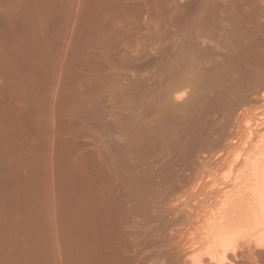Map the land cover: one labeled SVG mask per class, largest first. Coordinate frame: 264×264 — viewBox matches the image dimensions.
<instances>
[{"label": "rangeland", "instance_id": "obj_1", "mask_svg": "<svg viewBox=\"0 0 264 264\" xmlns=\"http://www.w3.org/2000/svg\"><path fill=\"white\" fill-rule=\"evenodd\" d=\"M148 1L0 0V264H101L102 261V264L106 262L131 264L134 260L133 255L140 256L137 257L138 263L134 260L136 264L148 262H150L148 264H237V262L264 264V228L243 237L241 242L239 241L241 246L236 243L232 245L233 247L215 249L220 256L208 250L213 246H210L212 239L210 241L209 239L212 236L208 233V231L212 232L211 217L219 209V201L224 192L219 190L222 189L224 182L233 184L236 180L242 181L238 173H241V169L245 166V158L252 154L259 136L264 134V0H199V2L198 0H162L164 3L159 0ZM181 1L183 6H192L190 9H194L193 12L197 17L193 12V15L190 14L192 10L189 11V7H187L189 12H186L185 6L180 7ZM187 1L189 3L185 4ZM168 3L170 6L164 8ZM145 5L146 8L149 7L148 10ZM179 7L180 10L183 8L181 11H184L186 16L184 12L177 11ZM167 8L174 10H171L172 14ZM202 9L204 14L201 12ZM175 11L176 14L180 13L176 15L179 19L169 21L170 18L167 16H173ZM198 12L205 18L202 19ZM127 13L130 17L126 16ZM141 13H145L144 16ZM187 13L194 18L189 17ZM136 16L138 21L135 19ZM182 16L185 19L183 21ZM105 17L106 21H104ZM119 17L122 24L124 20L130 18L126 23L129 27L130 22V29L131 27L136 29L138 26V30L133 31L135 35L132 32L126 36L122 33L126 26L125 29L120 30L123 25L114 22L119 21ZM110 18L116 20L113 19L112 23ZM104 22L106 24H103ZM135 23L139 25L134 26ZM201 23L206 28L208 24L209 36L206 35L208 32L205 27L200 29ZM107 24L110 26L112 24L111 29ZM190 25H193L194 29H191ZM182 27L187 31L185 32ZM101 28L110 31L111 35ZM116 28L118 37L113 33ZM126 30L125 33H129V28ZM119 38L122 41H119ZM115 62L118 64L115 65ZM121 62L128 65L125 67ZM116 68L121 69L116 70ZM220 72L226 76L223 77ZM113 81L118 82L116 85L119 87H116ZM124 85H127L125 87L129 90ZM131 86L133 90L138 91V95L135 91H131ZM121 87L122 89H119ZM169 88L172 90L170 91ZM117 89L122 91L118 92ZM130 91L131 95H129ZM157 91H160V94ZM114 92L119 95H115ZM195 94H198V97ZM152 95H155V98ZM193 96L195 98L192 101ZM189 101L192 111L187 109L188 111L180 113L176 110L184 102L189 103ZM140 104L144 107L142 108ZM159 106L162 111L158 110ZM155 110H158V113ZM137 111L140 112L134 117ZM159 112L165 114L158 115ZM123 115L125 119L130 115L131 121L128 118L126 121L122 118ZM136 117L141 119V124L136 126H141L143 131L147 130L145 133L141 131L145 139L153 136L152 139L149 138L153 144L148 146L150 143L142 139V134L138 133L139 137L134 133L135 138L139 137L143 140L140 141L132 136L133 140L141 142L140 144L135 142L134 148L138 151L141 149L142 152L140 150L139 154L137 151L138 154L135 155V150L133 152L131 148L133 154L130 151L131 154L128 155L130 147L125 145L128 148H124L126 143H123L124 140L125 142L128 140L121 137L125 136L124 131H128L130 127L126 129L123 127L125 123L126 125L131 122L136 123L134 119ZM227 119L229 124L226 123ZM123 123L124 125H121ZM162 124L164 130L161 128ZM120 128L122 130H119ZM157 132L158 140L162 137L165 138L162 141L168 142H162L160 139L159 142L163 144L158 143ZM164 132L170 134L165 135ZM145 134H148L147 137ZM220 136L224 138L221 139ZM112 140L123 143V146L119 145L121 144L119 142L117 145V142ZM144 141L145 145L148 143L146 145L148 149L145 145L142 147ZM137 144H142V148ZM164 144H168L169 147ZM153 146L155 148L157 146L158 150ZM145 149L148 152L147 150L145 152ZM154 153L156 156H153ZM129 164H131L130 168ZM130 169L132 174L129 172ZM121 173L122 175L118 176ZM127 175L129 182L125 177ZM235 175L238 176L237 179ZM114 176L119 178L116 179ZM136 177L138 178L135 179ZM118 192L121 194L117 195ZM134 193L137 194H135L137 199L133 196ZM128 195L131 198L130 196L127 198ZM136 200L140 202L134 203ZM208 200L210 204L205 203ZM144 202L145 205H142ZM140 203L141 206H138ZM126 204L129 209L125 207ZM156 204H159V207H156ZM122 207H125L124 211ZM109 211L121 216L117 219L116 214ZM95 212L99 213V216H96ZM85 213L88 214L87 218L84 216ZM106 214L112 218L111 221L115 222L114 218L118 220L117 224L114 222L113 225L108 224L111 221ZM106 219L109 221H105ZM111 228L116 232L120 230L121 236ZM125 230L130 234L134 233L133 237L135 235L136 240L132 237L129 239L128 237L132 235ZM257 233L260 238H255L258 236ZM116 237L118 240L113 239ZM118 237L124 244L120 243ZM134 240L137 243L133 250L131 247L134 245ZM116 242L120 246H117ZM114 244L120 247L123 253L118 248H114ZM125 246L126 248L131 246L132 251L136 249L137 254L130 251L131 254L133 253L131 256L128 254L129 248L125 250ZM106 247L107 249L103 250ZM206 248L209 253L204 252ZM111 249L118 250L119 252L116 253L119 255L112 254ZM108 253L111 255L109 256ZM123 254L127 255L123 257ZM259 254H263L262 258ZM113 255L115 256L112 257ZM128 255L133 260L129 257L125 259ZM106 257L109 259H105ZM117 257H121L120 260Z\"/></svg>", "mask_w": 264, "mask_h": 264}, {"label": "bare ground", "instance_id": "obj_2", "mask_svg": "<svg viewBox=\"0 0 264 264\" xmlns=\"http://www.w3.org/2000/svg\"><path fill=\"white\" fill-rule=\"evenodd\" d=\"M147 1H148V0H147ZM157 1H158V0H157ZM160 1L163 2V1H166V0H163V1H162V0H159V2H160ZM203 1H205V0H203ZM207 1H208V0H207ZM235 1H236V0H235ZM145 2H146V1H145ZM148 2L150 3V1H148ZM148 2H147V3H148ZM154 2H155V0H154ZM174 2H175V1H174ZM181 2H182V6H180V7H183V8H184V6L186 7V5L183 6V1H181ZM190 2H191V1H190ZM192 2H193V1H192ZM192 2H191V3H192ZM198 2H199V0H198ZM232 2H233V1H232ZM243 2H244V1H243ZM163 3H164V2H163ZM163 3H161V5L164 6ZM188 3H189V1H187V3L185 2V4H188ZM200 3H201V2H200ZM229 3H230V2H229ZM145 4H146V3H145ZM176 4H177V3H176ZM176 4H175V5H176ZM193 4H194V3H193ZM146 5H147V4H146ZM146 5H145V8L147 7ZM148 5H149V4H148ZM155 5H157V4H155ZM199 5H200V4H199ZM158 6H159V5H158ZM166 6H167V7L170 6L169 3H168V5L166 4L164 8H166ZM172 6H174V5L172 4ZM172 6H171V8H172ZM176 6H177V5H176ZM176 6H175V7H176ZM178 6H179V5H178ZM178 6H177V7H178ZM205 6H206V5H205ZM150 7H151V4H150ZM180 7H179V10H177L178 12L181 11V10H183V8H181V10H180ZM187 7H189V8H188L189 11L192 10V11L190 12V14H191V13L194 11V9H190V8L192 7V6L190 7V5H187ZM187 7L185 8V10H186V12H189V11H187ZM207 7H208V6H207ZM164 8H163V9H164ZM171 8H170V9L167 8L168 11H169L170 13H171V10L174 9V7H173V9H171ZM195 8H196V7H195ZM203 8H204V7H203ZM210 8H211V7H210ZM146 9L148 10L149 7L146 8ZM175 9H177V8H175ZM199 9H200V8H199ZM195 10H196V9H195ZM236 10H237V9H236ZM115 11L117 12V10H115ZM144 11H145V9H144ZM173 11H174V10H173ZM177 11H175V14H173V16H171V15L167 16V13H166L167 18H170L169 21H170L171 19H175V21H176V19H179V18H176V15H178V14L184 12V11H181L180 13L176 14ZM204 11H205V10H204ZM206 11H207V10H206ZM206 11H205V12H206ZM212 11H213V10H212ZM215 11H216V10H215ZM124 12H125V11H124ZM142 12H143V11H142ZM146 12H147V11H146ZM165 12H166V10L164 11V13H165ZM196 12H197V11H196ZM199 12H200V10H199ZM199 12H198V15H199ZM201 12H203V9L201 10ZM114 13H115V12H113V14H114ZM125 13H126V12H125ZM184 13H185V12H184ZM193 13H194V12H193ZM193 13H192V15H193ZM225 13H226V12H225ZM242 13H243V12H242ZM242 13H241V14H242ZM135 14H136V13H135ZM141 14H142V13H141ZM144 14H145V13H144ZM144 14H142V15L144 16ZM171 14H172V13H171ZM195 14H196V13H194V16H196ZM203 14H204V12H203ZM110 15H111V14H110ZM115 15H116V14H115ZM120 15H121V14H120ZM127 15H128V13L126 14V16H127ZM138 15H139V14H138ZM148 15L150 16L149 11H148ZM184 15L186 16V13H185ZM187 15H189V14L187 13ZM200 15H201V14H200ZM200 15H199V16H200ZM207 15H208V14H207ZM207 15H206V16H207ZM209 15H210V14H209ZM221 15H223V14H221ZM221 15H220V16H221ZM224 15H225V14H224ZM128 16H129V15H128ZM128 16H127V17H128ZM139 16L142 17L141 15H139ZM139 16H138V17H139ZM146 16H147V15H146ZM170 16H171L172 18H171ZM180 16H181V15H179V17H180ZM194 16H190V15H189V17H193V18H194ZM203 16H204V15H203ZM210 16H211V15H210ZM110 17H111V16H110ZM114 17H115V16H114ZM123 17H124V16H123ZM123 17H122V18H123ZM129 17H130V16H129ZM140 17H139V18H140ZM196 17H197V16H196ZM200 17H202V16H200ZM207 17H208V16H207ZM207 17H206V19H207ZM234 17H235V16H234ZM107 18L109 19V17H107ZM116 18H117V16H116ZM148 18H149V17H148ZM181 18H182V21L185 20V19H183V16H182ZM181 18H180V19H181ZM184 18H186V17H184ZM204 18H205V16H204ZM204 18L202 17V19H204ZM214 18H215V17H214ZM230 18H231V17H230ZM110 19H111V18H110ZM113 19H114V18L111 19V20H112V21H111L112 23H113L114 20H116V19H114V20H113ZM125 19H126V18H125ZM129 19H130V18H129ZM129 19L127 18L128 21H129ZM133 19H134V18H132V21H133ZM135 19H137V16H136ZM197 19H198V18H197ZM199 19H201V18H199ZM202 19H201V21H203ZM209 19H210V18H209ZM209 19H208V20H209ZM106 20H107V19H106V17H105V20H104V21H106ZM127 20H124L125 23L123 22V20H121V21L123 22V24L120 22V17H119V21H118V20H117V21H114V22H117V23L120 22L119 24L123 25V27H122L121 25L118 24L119 26H121V28H119V26L117 25V27H118L120 30L125 29L124 26H126V29H127V30H128V28H129V33H128V32L125 33V30H126V29L123 30L124 32H122V33L125 34V36H126V35H129L131 32H132V34H134L135 32L133 33V31L136 30V29L138 30V26L136 27V29H135L134 27H133V29H132V27H131V29H130V22H129V25H128L129 27H127V24H126V23H128ZM191 20H194V19L191 18ZM214 20H215V19H214ZM222 20H223V19H222ZM237 20H238V19H237ZM240 20H241V19H240ZM243 20H244V19H243ZM109 21H110V20H109ZM135 21H136V20H135ZM137 21H138V19H137ZM171 21H172V20H171ZM177 21H178V20H177ZM187 21H188V20H187ZM196 21H198V20H195V22H196ZM205 21H207V20H205ZM205 21H204V23H205ZM211 21H212V20H211ZM211 21H210V22H211ZM234 21H235V19H234ZM238 22H239V21H238ZM100 23H101V22H100ZM117 23H116V24H117ZM173 23H174V21H173ZM180 23H181V22H180ZM199 23H200V22H199ZM199 23H198V24H199ZM225 23H226V22H225ZM241 23H242V22H241ZM97 24H98V23H97ZM103 24H106V23L104 22ZM114 24H115V23H114ZM116 24H115V25H116ZM136 24H137V23H135L134 26H136ZM181 24H182V23H181ZM198 24H197V25H198ZM209 24H210V23H209ZM220 24H221V23H220ZM222 24H223V23H222ZM107 25H108V24H107ZM115 25H114V26H115ZM137 25H139V24H137ZM195 25H196V24H195ZM197 25H196V26H197ZM228 25H229V24H228ZM228 25L226 24V26H228ZM96 26H97V25H96ZM111 26H112V24H111ZM111 26H110V24H109V25H108V28H110ZM132 26H133V24H132ZM181 26H182V25H181ZM181 26H180V27H181ZM190 26H191V25H190ZM192 26H193V25H192ZM192 26H191V27H192ZM196 26H195V27H196ZM201 26H202V27H201ZM201 26H200V29H203V28L205 27V26L202 25V23H201ZM223 26H224V25H223ZM231 26H232V25H231ZM233 26H234V25H233ZM235 26H236V24H235ZM105 27H106V26H105ZM115 27H116V26H115ZM183 27H184V26H183ZM183 27H182V28H183ZM185 27H186V26H185ZM224 27H225V26H224ZM224 27H222V28H224ZM239 27H241V26L239 25ZM112 28H113V27H112ZM207 28H208V24H207ZM207 28L205 27V29H207ZM219 28H220V27H219ZM237 28H238V26H237ZM97 29H98V28H97ZM101 29H102V28H101ZM103 29H104V25H103ZM103 29H102V30H103ZM106 29H107V27H106ZM106 29H105V31H107ZM110 29H111V28H110ZM110 29H108V30H110ZM113 29H114V28H113ZM113 29H112V30H113ZM191 29H194V28L192 27ZM200 29L198 30V27H197V30H198V31H200ZM209 29H210V28H209ZM209 29H207V31L205 30L206 32H208V33L205 32L206 35L208 34V36H209V33H210V31H208ZM239 29H240V28H239ZM117 30H118V29L116 28L115 32H113L114 30H113L112 32L115 33V34H117V33H116ZM127 30H126V31H127ZM183 30H184L185 32L187 31V29L185 30L184 28H183ZM236 30H237V29H236ZM103 31H104V30H103ZM105 31H104V32H105ZM188 31H190V30H188ZM202 31H203V30H202ZM216 31H218V30H216ZM219 31H220V30H219ZM221 31H222V30H221ZM243 31H244V30H243ZM96 32H97V31H96ZM101 32H102V31H101ZM104 32H103V33H104ZM107 32H108V31H107ZM109 32H110V31H109ZM109 32H108V33H109ZM185 32H184V33H185ZM194 32H195V31H194ZM222 32H223V31H222ZM240 32H241V31H240ZM98 33H99V32H98ZM105 33H106V32H105ZM108 33H107V34H108ZM127 33H128V34H127ZM203 33H204V32H203ZM205 33H204V34H205ZM238 33H239V31H238ZM242 33H243V32H242ZM135 34H136V33H135ZM135 34H134V35H135ZM188 34H189V33H188ZM192 34H193V33H192ZM199 34H200V32H199ZM98 35H99V34H98ZM101 35H102V34H101ZM108 35H109V34H108ZM110 35H111V32H110ZM134 35H133V36H134ZM186 35H187V34H186ZM186 35H184V36H186ZM196 35H197V34H196ZM201 35H203V34H201ZM210 35H211V34H210ZM212 35H213V34H212ZM212 35H211V36H212ZM231 35H232V34H231ZM233 35H234V34H233ZM234 36H237V35H234ZM102 37H103V36H102ZM116 37H118V34L116 35ZM116 37H115V38H116ZM194 37H195V36H194ZM197 37H199V36H197ZM238 37H239V34H238ZM110 38H111V37H110ZM115 38H114V39H115ZM105 39H106V38H105ZM120 40H121V39L119 38V41H120ZM135 40H137V38H136ZM113 41H114V40H113ZM121 41H122V40H121ZM114 42H115V41H114ZM117 42H118V41H117ZM117 42H116V43H117ZM121 44H122V43H121ZM139 44H140V43H139ZM113 45H114V44H113ZM116 45L118 46V45H120V44H116ZM122 45H123V44H122ZM127 45H128V44H127ZM125 46H126V44L124 45V47H125ZM189 46H190V45H189ZM120 47H121V46H120ZM126 48H127V47H126ZM123 49H125V48H123ZM126 51H127V50H126ZM183 51H184V50H183ZM119 52H120V50H119ZM137 53H138V52H137ZM184 53H185V52H184ZM118 54H119V53H118ZM118 54H117V55H118ZM120 54H121V53H120ZM186 54H187V53H186ZM209 54H210V53H209ZM117 55H116V57H117ZM138 55H139V54H138ZM190 56H191V54H190ZM190 56H189V57H190ZM206 56H208V55H206ZM139 57H140V56H139ZM187 57H188V55H187ZM191 57H192V56H191ZM200 57H201V56H200ZM113 58H115V57H113ZM117 58H118V57H117ZM137 58H138V56H137ZM180 58H181V57H180ZM180 58H179V59H180ZM193 58H194V57H193ZM205 58H206V57H205ZM124 59H125V57H124ZM127 59H129V58H127ZM132 59H133V58H132ZM132 59H130L129 61L131 62ZM191 59H192V58H191ZM186 60H187V59H186ZM186 60H185V61H186ZM112 61H113V59H112ZM135 61H137V60H135ZM176 61H177V58H176ZM176 61H175V62H176ZM106 62H107V61H106ZM106 62H105V63H106ZM126 62H127V61H126ZM180 62H182V61H180ZM121 63H122V62H121ZM121 63H120V64H121ZM138 63H139V62H138ZM116 64H118V63L115 62V65H116ZM120 64H119V65H120ZM124 64H125V62L122 63V65H124ZM142 64H143V63H142ZM112 65H114V62L112 63ZM122 65H121V66H122ZM127 65H128V64H127ZM127 65H124V66L126 67ZM218 65H219V64H218ZM218 65H217V66H218ZM220 65H221V64H220ZM227 65H228V64H227ZM124 66H123V67H124ZM130 66H131V64H130ZM130 66H128V67H130ZM133 66H134V64H132V67H133ZM221 66H222V65H221ZM108 67H109V66H108ZM115 67H116V66H115ZM119 67H120V66H119ZM128 67H127V68H128ZM132 67H131V68H132ZM131 68H130V69H131ZM190 68H191V67H190ZM226 68H227V67H226ZM120 69H121V68H120ZM120 69L116 68V70H120ZM133 69H134V68H133ZM136 69H138V68H136ZM139 69H140V68H139ZM193 69H194V68H193ZM216 69H217V68H216ZM228 69H229V68H228ZM195 70H196V68H195ZM204 70H205V69H204ZM204 70H203V71H204ZM214 70H215V68H214ZM224 70H225V69H224ZM191 71H192V70H191ZM212 71H213V70H212ZM218 71H219V70H218ZM113 72H114V71H113ZM192 72H193V71H192ZM111 73H112V72H111ZM111 73H109V74H111ZM117 73H118V72H117ZM119 73H120V72H119ZM189 73H190V72H189ZM196 73H199V72H196ZM203 73H205V71H204ZM109 74H108V75H109ZM112 74H114V73H112ZM181 74H182V73H181ZM206 74H207V73H206ZM210 74H212V73H210ZM232 74H233V73H232ZM117 75H118V74H117ZM176 75H177V74H176ZM196 75H197V74H196ZM204 75H205V74H204ZM217 75H218V74H217ZM220 75H222L223 77L226 76V75L221 74V72H220ZM110 76H111V75H110ZM114 76H116V75H114ZM122 76H123V75H122ZM173 76H175V74H173ZM177 76H178V75H177ZM179 76H180V75H179ZM181 76H183V75H181ZM189 76H190V75H189ZM198 76H201V75L198 74ZM106 77H109V76H106ZM117 77H118V76H117ZM120 77H121V75H120ZM120 77H118V78H120ZM171 77H172V75H171ZM171 77H170V78H171ZM190 77H191V76H190ZM195 77H196V76H194V78H195ZM202 77H203V76H201V78H202ZM206 77H207V76H206ZM227 77H228V76H227ZM111 78H112V77H111ZM123 78H124V77H122V79H123ZM125 78H126V77H125ZM174 78H175V77H174ZM183 78H184V76H183ZM186 78H187V77H186ZM188 78H189V77H188ZM194 78H192V79L194 80ZM196 78H199V77H196ZM207 78H208V77H207ZM104 79H105V78H104ZM112 79H114V77H113ZM115 79H117V78L115 77ZM120 79H121V78H120ZM135 79H136V78H135ZM171 79H172V78H171ZM179 79H180V78H179ZM189 79H190V78H189ZM224 79H225V78H224ZM105 80H106V79H105ZM109 80H110V79H109ZM133 80H134V78H133ZM176 80H177V79H176ZM208 80H209V79H208ZM208 80H207V81H208ZM110 81H111V80H110ZM117 81H118V80H117ZM123 81H124V80H123ZM125 81H126V80H125ZM136 81H137V80H136ZM171 81H172V80H171ZM171 81H169V83L172 84ZM174 81H175V80H174ZM181 81H182V80H181ZM184 81H185V80H184ZM190 81H191V80H190ZM195 81H196V80H195ZM103 82H104V81H103ZM107 82L109 83V81H107ZM107 82H106V84H107ZM119 82H120V84H121L122 80L119 81ZM188 82H189V81H188ZM210 82H211V81H210ZM113 83L116 85V83H118V82L115 83V82L113 81ZM173 83H174V82H173ZM175 83H176V82H175ZM178 83H179V82H178ZM178 83H177V84H178ZM181 83H183V82H181ZM185 83H186V82H185ZM185 83H184V84H185ZM206 83H207V82H206ZM110 84H112V82H111ZM110 84H109V85H110ZM136 84H137V82H136ZM136 84L134 83V85H136ZM165 84H166V82H165ZM167 84H168V83H167ZM195 84H197V83H195ZM134 85H132V86H134ZM168 85L171 86L170 84H168ZM179 85H180V84H179ZM204 85H205V84H204ZM102 86H104V85H102ZM110 86H111V85H110ZM125 86H127V85H124V87H125ZM132 86H131V89H132ZM136 86H137V85H136ZM181 86H182V84H181ZM209 86H210V85H209ZM105 87H106V86H105ZM114 87H115V86H114ZM116 87H119V86L116 85ZM166 87H168V86H166ZM177 87H178V86H177ZM253 87H254V86H253ZM125 88H127V87H125ZM134 88H135V87H134ZM136 88H137V87H136ZM171 88H172V86H171ZM204 88H205V86H204ZM106 89H107V88H106ZM113 89H114V88H113ZM119 89H122V87L119 88ZM127 89L129 90V88H127ZM131 89H130V90H131ZM167 89H168V88H167ZM169 89H170V88H169ZM174 89H175V88H174ZM115 90H116V89H115ZM123 90H124V89H123ZM163 90H165V88H164ZM163 90H162V92H163ZM171 90H172V89H170V91H171ZM108 91H109V90H108ZM117 91H118V89H117ZM120 91H122V90H120ZM120 91H118V92H120ZM131 91H135V92H136V90H133V89H132ZM131 91L129 92L130 94L128 93L129 95H131V93H132ZM202 91H203V90H202ZM206 91H207V90H206ZM109 92H110V91H109ZM125 92H127V91L125 90ZM135 92H134V93H135ZM157 92H159V94H160V91H157ZM167 92H168V94H169V91H167ZM200 92H201V91H200ZM203 92H204V91H203ZM134 93H133V94H134ZM137 93H138V91L136 92V94H137ZM140 93H141V92H140ZM140 93H139V94H140ZM148 93H149V92H148ZM163 93H164V92H163ZM163 93H162V94H163ZM114 94H115V95H119V93L116 94L115 92H114ZM122 94H123V92H122ZM133 94H132V95H133ZM150 94H151V93H150ZM155 94H156V93H155ZM157 94H158V93H157ZM166 94H167V93H166ZM104 95H105V94H104ZM110 95H111V93H110ZM115 95H114L113 97H115ZM123 95H124V94H123ZM137 95H138V94H137ZM195 95L197 96L198 94H195ZM134 96H135V95H134ZM140 96H141V95H140ZM148 96H149V94H148ZM163 96H164V95H163ZM202 96H203V95H202ZM111 97H112V96H110V98H111ZM124 97H125V96H124ZM126 97H128V96H126ZM130 97H131V96H130ZM132 97H133V96H132ZM137 97H139V96H137ZM152 97L155 98V95H154V96L152 95ZM156 97H159V96H156ZM161 97H162V95H161ZM197 97H198V96H197ZM106 98H107V97H106ZM121 98H122V97H121ZM133 98L136 99V97H133ZM150 98H151V96H150ZM194 98H195V96H193V98L191 97V100L193 101ZM199 98H200V97H199ZM116 99H117V98H116ZM126 99H127V98H125V100H126ZM138 99H139V98H138ZM161 99H162V98H161ZM164 99H165V98H164ZM164 99H163V100H164ZM239 99H240V98H239ZM242 99H243V98H242ZM165 100L167 101V99H165ZM201 100H202V98L200 99V101H201ZM113 101H114V100H113ZM122 101H123V100H122ZM138 101H140V100H138ZM151 101H152V100H151ZM151 101H149V102H151ZM154 101H155V100H154ZM158 101H159V100L156 99V102H158ZM166 101H165V102H166ZM196 101H197V100H196ZM117 102H118V101H117ZM117 102H116V103H117ZM120 102H121V101H120ZM120 102H119V103H120ZM123 102H124V101H123ZM125 102H127V101H125ZM136 102H137V100H136ZM147 102H148V101H147ZM156 102H155V103H156ZM160 102H162V101H160ZM190 102H191V101H189V103H188V102H186V103L184 102L185 104L182 102L183 105H182V106H179V108H176V110L180 111V113H181V111H188L189 109L191 110V107H192V106H190V105H191ZM127 103H128V102H127ZM127 103H126V105H127ZM151 103H152V102H151ZM153 103H154V102H153ZM158 103H159V102H158ZM158 103H156V104H158ZM166 103H167V102H166ZM182 103H181V104H182ZM187 103H188V104H187ZM113 104H114V102H113ZM117 104H118V103H117ZM120 104H121V103H120ZM120 104H119V105H120ZM136 104H138V103H136ZM143 104H144V102H143ZM145 104H147L148 106L150 105L149 103H146V102H145ZM156 104H155V105H156ZM159 104H160V103H159ZM162 104H163V106H164V103H162ZM169 104H170V103H169ZM169 104H168V106H169ZM172 104H173V103H172ZM193 104H194V102L192 103V105H193ZM114 105L116 106V104H114ZM114 105H113V106H114ZM122 105H123V103H122ZM129 105H130V104H129ZM170 105H171V104H170ZM175 105H179V104H175ZM127 106H128V105H127ZM127 106H126V107H127ZM130 106L132 107V105H130ZM136 106H138V105H136ZM140 106H142V105L140 104ZM148 106H147V107H148ZM152 106H153V105H152ZM166 106H167V105H166ZM168 106H167V107H168ZM194 106H195V105H194ZM196 106H197V105H196ZM119 107H120V106H119ZM119 107H117V108H119ZM124 107H125V105H124ZM124 107L122 106V109H123ZM143 107H144V106H142V108H143ZM145 107H146V105H145ZM153 107H155V106H153ZM161 107H162V106H161ZM202 107H203V106H202ZM120 108H121V107H120ZM135 108H136V107H135ZM151 108H152V107H151ZM151 108L149 107V109H151ZM159 108H160V106H159ZM163 108H164V107H163ZM194 108H195V107H194ZM122 109H121V110H122ZM127 109H128V108H127ZM160 109H161V108H160ZM160 109H158V110H159V111H162V109H161V110H160ZM187 109H188V110H187ZM192 109H193V108H192ZM121 110H120V111H121ZM140 110H141V109H140ZM142 110H143V109H142ZM158 110H157V111H158ZM190 110H189V111H190ZM116 111H117V110H116ZM120 111H119V112H120ZM123 111H124V110H123ZM152 111L154 112V108H153ZM155 111H156V110H155ZM157 111H156V112H157ZM191 111H192V110H191ZM196 111H197V110H196ZM119 112H118V113H119ZM124 112H126V110H125ZM127 112H128V111H127ZM138 112H140V111H137L136 114L134 113V115H133V114H131V115H133V116L135 117V116L137 115ZM175 112H176V111H175ZM175 112H173V113H175ZM199 112H200V111H199ZM99 113H100V112H99ZM121 113H122V112H121ZM121 113H120V114H121ZM130 113H131V111H130ZM132 113H133V112H132ZM144 113H145V112H144ZM157 113H158V112H157ZM161 113H162V112H159L158 115H160ZM163 113H164V112H163ZM163 113H162V114H163ZM166 113H167V112H166ZM173 113H172V114H173ZM177 113H179V112H177ZM180 113H179V114H180ZM186 113H187V112H186ZM195 113H196V112H195ZM102 114H103V113H102ZM127 114H128V113H127ZM164 114H165V113H164ZM182 114H184V113H182ZM193 114H194V113H193ZM193 114H192V115H193ZM197 114H198V113H197ZM104 115H105V114H104ZM125 115H126V114H125ZM140 115H141V114H140ZM140 115H138V116H140ZM143 115H144V114H143ZM148 115H149V114H148ZM152 115H153V114H152ZM155 115H156V114H155ZM167 115L169 116V112H168ZM167 115H166V116H167ZM190 115H191V112H190ZM198 115H199V114H198ZM118 116H119V115H118ZM120 116H121V115H120ZM123 116H124V115H123ZM141 116H142V115H141ZM141 116H140L139 118H142ZM153 116H154V115H153ZM170 116H171V115H170ZM185 116H186V115H185ZM194 116H195V114H194ZM196 116H197V115H196ZM100 117H101V116H100ZM116 117H117V116H116ZM116 117H115V118H116ZM145 117H146V115H145ZM145 117H144V118H145ZM151 117H152V116H151ZM151 117H150V118H151ZM178 117H180V116H178ZM198 117H199V116H198ZM117 118H118V117H117ZM117 118H116V121H117ZM122 118L125 119V116L122 117ZM127 118H128V115H127ZM127 118H126V119H127ZM129 118H130V115H129ZM129 118H128V119H129ZM144 118L142 119V121H144ZM154 118L157 119V117H154ZM176 118H177V117H176ZM180 118H181V117H180ZM183 118H184V117H183ZM185 118H186V117H185ZM187 118H188V117H187ZM120 119H121V118H120ZM124 119H123V120H124ZM126 119H125V120H126ZM130 119H131V118H130ZM130 119H129V121H131ZM134 119H135V122H136V123L131 122V123H128V124L126 125V123H125V122L127 121V120H126V121H124L125 125H124V123L121 124V125H124V127H123L124 129L130 127V129H129L128 131H124L123 134H125V136L121 137V138H123V139H124V137H125V138L129 141V142H128V141L125 142V140H124V142H123V143H126V144H124V146L126 145V146L130 147L129 150H128V153H129V154L127 153L128 155L131 154L132 149H133V152H134V150H135L134 146L136 145V143L139 142V141H136L135 139H140V138H139V137H140L139 134H142L143 132L145 133V132L147 131V130H146V131H143L144 129L142 130V127H141V126H136V124H137V125H140V124H141V119H137V117L134 118ZM134 119H133V120H134ZM158 119H160L159 116H158ZM158 119H157V120H158ZM178 119H179V118H178ZM200 119H201V118H200ZM157 120H156V121H157ZM114 121H115V120H114ZM145 121H147V119H145ZM153 121H155V120H153ZM176 121H177V120H176ZM157 122H159V121H157ZM161 122H162V121H161ZM163 122H164V121H163ZM120 123H121V122H120V120H119V124H120ZM159 123H160V122H159ZM167 123H168V122H167ZM169 123H170V122H169ZM181 123H182V122H181ZM181 123H180V124H181ZM183 123H185L184 120H183ZM186 123H187V122H186ZM224 123H225V122H224ZM226 123L229 124L228 119L226 120ZM226 123H225V124H226ZM103 124H104V123H103ZM117 124H118V123H117ZM165 124H166V123H165ZM165 124H164V125H165ZM173 124H174V123H173ZM217 124H218V123H217ZM228 124H227V125H228ZM99 125H100V124H99ZM101 125H102V124H101ZM177 125H179V124H177ZM177 125H176V126H177ZM105 126H106V125H105ZM168 126H169V125H168ZM168 126H167V127H168ZM181 126H182V125H181ZM216 126H217V125H216ZM222 126H223V124H222ZM108 127H109V125H108ZM151 127H152V126H151ZM157 127L159 128V124H158ZM170 127H172V126H170ZM161 128H163V130H164L163 124H162ZM161 128H160V130H159V133H160V131L162 130ZM165 128H166V127H165ZM111 129H112V128H111ZM154 129H155V128H154ZM154 129H153V130H154ZM178 129H179V128H178ZM180 129H181V128H180ZM119 130H122V128H120ZM149 130H150V129H149ZM170 130H171V129H170ZM214 130H215V129H214ZM102 131H103V130H102ZM141 131H143V132L141 133ZM156 131H158V129H157ZM165 131H166V130H165ZM167 131H168V130H167ZM215 131H216V130H215ZM110 132H111V131H110ZM120 133H121V132H120ZM120 133H119V134H120ZM134 133H136L139 137H136V138H135ZM138 133H139V134H138ZM144 133H143V134H144ZM154 133L156 134V132H154ZM154 133H153V135H155ZM164 133H166V132H164ZM164 133H163V134H164ZM168 133H169V132H168ZM168 133H166L165 135H167ZM171 133H172V132H171ZM216 133H217V132H216ZM218 133H219V132H218ZM100 134H101V133H100ZM100 134H99V135H100ZM108 134H109V133H108ZM108 134H107V135H108ZM123 134L121 133V135H123ZM136 134H135V135H136ZM143 134H142V136H141L142 139H143V140H148V143H150V144L146 143V145L148 144V146H149V145L153 144V143L150 142V141H152V140H149V138L152 139L151 137H153V136L150 134L151 137H150V136L147 137L148 134H147V135L145 134L146 137L148 138V139H145V137H144ZM169 134H170V133H169ZM169 134H168V135H169ZM173 134H176V133H173ZM213 134H214V132H213ZM213 134H212V135H213ZM160 135H161V133H160ZM119 136H120V135H119ZM119 136H118V138H119ZM132 136H134V137H133V138H135L134 140H133ZM158 136H159V134H158V132H157V137L155 136V137L157 138L156 141H158V143H161V142H159V140L161 139L160 141H162V139H165V138L160 137L159 140H158ZM214 136H215V135H214ZM116 137H117V134H116ZM220 137H221V136H220ZM220 137H218V139H220ZM259 137H260V138H259V141H258V143L255 145L252 154H250V156H249L248 158H245V159H246V160H245V166L243 167V169H241V171H240L241 173H238V174H239L238 176L241 178L242 181L238 178L241 182H237V180H236V182L234 181L235 183H233V184H229L228 182H227V183L224 182V185H222V187H221L222 189H221V190L217 189V190H219V192H223V191H224V192L222 193L223 195H222V197H221V199H220V201H219V209L215 212V214H214L213 216L210 215V216H212V217H211V221H210V226H211V231H212V232L208 231V233L211 234V236H212V238L209 239V241L212 239V240H211V243H210V246L213 245V246H211V248H208V250H209V251H214V252L216 253V255L219 254L218 251H216V250L227 248V247L232 246L233 244H236V243L238 244L239 241L241 242V239H242L243 237H245L247 234H249L250 232L257 231V230L260 229V228H264V134H263L262 136H259ZM214 138H215V137H214ZM214 138H213V139H214ZM222 138H224V137H221V139H222ZM100 139H101V138H100ZM119 139H120V138H119ZM123 139H122V140H123ZM170 139H171V138H170ZM210 139H211V137H210ZM213 139H212V140H213ZM215 139H216V138H215ZM132 140H133V141H132ZM143 140L140 139V141H143ZM153 140H154V138H153ZM112 141H113V140H112ZM120 141H121V139H120ZM163 141L168 142L167 140H163ZM163 141H162V142H163ZM172 141H173V140H172ZM210 141H211V140H210ZM210 141H208V142H210ZM103 142H104V141H103ZM106 142H107V141H106ZM106 142H105V143H106ZM113 142H117L116 144L118 145V142H119V141H113ZM135 142H136V143H135ZM146 142H147V141H146ZM154 142H155V140H154ZM174 142H175V141H174ZM217 142H218V141H217ZM119 143H121V142H119ZM123 143H121V144H119V145H122ZM127 143H129V144H127ZM140 143H141V142H139V144H140ZM158 143H156V145H157ZM134 144H135V145H134ZM139 144H137V145L140 146V148H142V147H144V145H145V141L142 143V144H143L142 147H141L142 144H141V145H139ZM162 144H163V143H161V145H162ZM211 144H212V143H211ZM101 145H102V144H101ZM114 145H115V144H114ZM146 145H145V147H146ZM164 145H166V144H164ZM167 145H168V144H167ZM167 145H166V146H167ZM102 146H103V145H102ZM102 146H100V147H102ZM122 146H123V145H122ZM126 146H125L124 148H128V147H126ZM158 146H159V144H158ZM113 147H114V146H113ZM135 147H136V146H135ZM151 147H152V146H151ZM151 147H150V148H151ZM153 147L155 148V146H153ZM168 147H169V145H168ZM217 147H218V146H217ZM131 148H132V149H131ZM146 148L148 149V147H146ZM154 148H153V149H154ZM157 148H158V147L156 146L155 149H157ZM179 148H180V147H179ZM113 149H114V148H113ZM115 149H116V148H115ZM147 149H145V152H146ZM160 149H161V147H160ZM164 149H165V148H164ZM181 149H182V148H181ZM140 150H141V149H140ZM140 150H139V151H138V150H135L134 154H135V153L138 154V152H139V154H140V153L142 152V150H141V152H140ZM157 150H158V149H157ZM169 150H170V149H169ZM176 150H177V149H176ZM111 151H112V150H111ZM116 151H117V149H116ZM130 151H131V152H130ZM137 151H138V152H137ZM162 151L164 152V150H162ZM171 151H172V150H171ZM177 151H179V150H177ZM180 151H182V150H180ZM126 152H127V149H126ZM133 152H132V154H133ZM147 152H148V150H147ZM151 152H152V151H151ZM154 152H155V150H154ZM157 152H158V151H157ZM160 152H161V151H160ZM168 152H169V151H168ZM115 153H116V152H115ZM143 153H144V152H143ZM143 153H142V154H143ZM161 153H162V152H161ZM180 153H181V152H180ZM98 154H99V153H98ZM144 154H146V153H144ZM148 154H149V153H148ZM163 154H164V153H163ZM167 154H168V153H167ZM96 155H97V154H96ZM99 155H101V154H99ZM118 155H119V154H118ZM135 155H136V154H135ZM154 155H155V153L153 154V156H154ZM157 155H160V154H157ZM161 155H162V154H161ZM121 156H122V155H121ZM137 156H138V155H137ZM155 156H156V155H155ZM96 157H98V156H96ZM99 157H100V156H99ZM111 157H112V156H111ZM125 157H126V156H125ZM133 157H134V155H133ZM135 157H136V156H135ZM157 157H159V156H157ZM116 158H117V157H116ZM116 158H115V159H116ZM119 158H120V155H119ZM122 158H123V157H122ZM151 158H152V157H151ZM151 158H150V160H151ZM103 159H104V158H103ZM106 159H107V158H106ZM100 160H101V158H100ZM110 160H111V159H110ZM112 160H114V159H112ZM127 160H128V159H127ZM102 161H103V160H101V162H102ZM151 161H152V160H151ZM151 161H150V162H151ZM115 162H116V161H115ZM102 163H103V162H102ZM110 163H111V162H110ZM123 163H124V162H123ZM139 163H140V162H139ZM158 163H161V162H158ZM103 164H104V163H103ZM119 164H120V163H119ZM135 164H136V163H135ZM135 164H134V165H135ZM137 164H138V162H137ZM140 164H141V163H140ZM144 164H145V162H144ZM161 164H163V163H161ZM123 165H124V164H123ZM129 165H130V166H129V168H130V167H131V164H129ZM134 165H133V167H134ZM152 165H153V164H152ZM99 166H100V165H99ZM136 166H137V165H136ZM142 166H143V165H142ZM161 166H162V165H161ZM148 167H149V166H148ZM164 167H165V166H164ZM169 167H170V166H169ZM173 167H174V166H173ZM98 168H99V167H98ZM135 168H136V167H135ZM138 168H139V167H138ZM138 168H137V169H138ZM145 168H146V167H145ZM95 169H96V168H95ZM103 169H104V167H103ZM121 169H122V168H121ZM127 169H128V168H127ZM142 169H143V168H142ZM150 169H151V168H150ZM162 169H163V168H162ZM106 170H107V168H106ZM108 170H109V168H108ZM119 170H120V169H119ZM122 170H123V169H122ZM122 170H121V171H122ZM124 170H125V169H124ZM132 170H133V168H132ZM97 171H98V170H97ZM110 171H111V170H110ZM113 171H114V170H113ZM128 171H129V170H128ZM136 171H137V170H136ZM115 172H116V171H115ZM115 172H114V173H115ZM117 172H118V171H117ZM129 172H130V173L132 172L131 169H130ZM139 172H140V169H139ZM170 172H171V171H170ZM173 172H174V171H173ZM175 172H176V171H175ZM125 173H127V172H125ZM135 173H136V172H135ZM135 173H134V174H135ZM144 173H145V172H144ZM165 173H166V172H165ZM84 174H85V173H84ZM102 174H104V173H102ZM123 174H124V173H123ZM131 174H132V173H131ZM131 174H130V175H131ZM169 174H170V173H169ZM110 175H111V174H110ZM120 175H122V173L119 174L118 176H120ZM125 175H126V174H125ZM82 176H84V175H82ZM85 176H86V174H85ZM112 176H113V175H112ZM118 176H116V177H118ZM128 176H129V175H127V176H125V177H127V181L129 182V180H128ZM136 176H138V175H136ZM141 176H142V175H141ZM141 176H140V177H141ZM165 176H166V175H165ZM170 176H172V175H170ZM175 176H176V175H175ZM235 176H236V175H235ZM238 176H236L235 178L237 179ZM110 177H111V176H110ZM114 177H115V176H114ZM116 177H115V178H116ZM122 177H123V176H122ZM132 177H133V176H132ZM140 177H139V178H140ZM147 177H148V176H147ZM118 178H119V177H118ZM130 178H131V176H130ZM137 178H138V177H136L135 179H137ZM149 178H150V177H149ZM151 178H152V177H151ZM167 178H168V177H167ZM90 179H92V178H90ZM116 179H117V178H116ZM116 179H115V180H116ZM120 179H121V177H120ZM123 179H124V177H123ZM123 179H121V180H123ZM133 179H134V178H133ZM168 179H169V178H168ZM229 179H230V177H229ZM231 179H232V178H231ZM233 179H234V178H233ZM112 180H113V182H116V181H114V179H112ZM121 180H120V181H121ZM130 180H131V179H130ZM161 180H162V179H161ZM234 180H235V179H234ZM125 181H126V180H125ZM136 181H137V183H138V180H136ZM136 181H135V182H136ZM166 181H167V180H166ZM168 181H169V180H168ZM228 181H229V180H228ZM92 182H93V181H92ZM113 182H111V183L114 184ZM128 182H127V183H128ZM130 182H131V181H130ZM132 182H133V180H132ZM132 182H131V183H132ZM135 182H134V183H135ZM147 182L149 183V181H147ZM147 182H146V183H147ZM151 182H152V181H151ZM158 182H159V180H158ZM230 182H231V181H230ZM232 182H233V181H232ZM116 183L119 184L118 181H117ZM120 183H123V182H120ZM139 183H140V182H139ZM144 183H145V182H144ZM166 183H167V182H166ZM124 184H125V182H124ZM155 184H156V182H155ZM168 184H169V183H168ZM176 184H178V183H176ZM107 185H108V184H107ZM107 185H106V186H107ZM109 185H110V184H109ZM125 185H126V184H125ZM153 185H154V184H153ZM157 185H158V184H157ZM159 185H160V184H159ZM113 186H114V185H112V187H113ZM118 186L121 187L122 185H118ZM174 186H175V185H174ZM215 186H216V185H215ZM223 186H224V187H223ZM104 187H105V186H104ZM91 188H92V187H91ZM115 188H116V186H115ZM167 188H168V187H167ZM117 189H119V188H117ZM106 190H107V189H106ZM111 190H112V189H111ZM161 190H162V189H161ZM107 191H109V189H108ZM115 191H116V190H115ZM131 191H132V190H131ZM131 191H130V192H131ZM139 191H140V190H139ZM144 191H145V190H144ZM153 191H154V190H153ZM90 192H92V190H91ZM122 192H123V191H121V193H122ZM124 192H125V191H124ZM133 192H135V191L133 190ZM140 192H141V191H140ZM142 192H143V191H142ZM149 192H150V190H149ZM151 192H152V190H151ZM216 192H217V191H215V193H216ZM121 193L118 192L117 195H119V194H121ZM126 193H128V190H127ZM215 193L213 192L214 195H215ZM135 194H136V193H134L133 196H135ZM137 194H139V192H138ZM137 194H136V195H137ZM142 194H143V193H142ZM162 194H163V193H162ZM216 194H217V193H216ZM93 195H94V193H93ZM122 195H123V194H122ZM209 195H210V194H209ZM218 195H219V194H218ZM101 196H102V195H101ZM113 196H115V195H113ZM123 196H124V195H123ZM123 196L120 195V197H123ZM125 196H126V195H125ZM129 196H130V195H128L127 198H128ZM133 196H132V197H133ZM138 196H139V195H138ZM141 196H142V195H141ZM141 196H140V197H141ZM219 196H220V195H219ZM97 197H98V196H97ZM102 197H103V196H102ZM117 197H118V196H117ZM117 197H116V201H117V199H118ZM136 197H137V196H135V198H136ZM140 197H139V198H140ZM208 197H210V196H207V198H208ZM213 197H214V196H213ZM130 198H131V196H130ZM130 198H129V199H130ZM141 198H142V197H141ZM83 199H84V198H83ZM121 199H122V198H121ZM129 199H128V201H129ZM132 199H133V198H132ZM136 199H137V198H136ZM209 199L211 200L212 197L209 198ZM216 199H217V197L215 198V200H216ZM98 200H99V199H98ZM100 200H102V199H100ZM125 200H127V199L125 198ZM142 200H143V199H142ZM142 200H141V202H142ZM210 200H208V201L205 202V203L208 204V202H209V204H210ZM112 201H113V200H112ZM120 201H121V200H120ZM120 201H119V202H120ZM138 201L140 202V200H138ZM138 201L136 200V201H134V203H137V204H138ZM126 202H127V201H126ZM126 202H125V203H126ZM212 202H213V201H212ZM216 202H217V201H216ZM216 202H214V205H215ZM86 203H87V202H86ZM116 203H117V202H116ZM157 203H158V202H157ZM217 203H218V202H217ZM89 204H90V203H89ZM159 204H160V203H159ZM159 204H158V205H159ZM86 205H87V204H86ZM91 205H92V204H91ZM100 205H101V204H100ZM103 205H104V204H103ZM120 205H121V204H120ZM129 205H130V201H129ZM142 205H145V202H144V204L142 203ZM156 205H157V204H156ZM158 205H157L156 207H159ZM122 206H123V204H122ZM135 206L137 207V205H135ZM138 206H141V203H140V205H138ZM147 206H148V205H147ZM149 206H150V205H149ZM208 206H209V205H208ZM212 206H213V205H212ZM125 207H128L127 209L130 208L129 206H127V204H126ZM125 207H124V208L122 207V208H123V209H122L123 211H124ZM131 207H132V205H131ZM142 207H143V206H142ZM142 207H141V208H142ZM154 207H155V206H154ZM84 208H85V207H84ZM94 208H95V207H94ZM138 208H139V207H138ZM144 208H146V207H144ZM215 208H216V207H215ZM103 209H104V208H103ZM103 209H101V210H103ZM135 209H136V208H135ZM150 209H151V208H150ZM158 209H159V208H158ZM208 209H209V207H208ZM208 209H207V210H208ZM122 210H121V211H122ZM131 210H132V209H131ZM133 210H134V209H133ZM142 210H143V209H141V211H142ZM81 211H82V210H81ZM105 211H106V210H105ZM105 211H104V212H105ZM107 211H108V210H107ZM125 211H128V210H125ZM204 211H205V210H203L202 213H204ZM209 211H211V210H209ZM85 212H86V210H85ZM87 212H88V211H87ZM101 212H103V211H101ZM101 212H100V214H101ZM104 212H103V213H104ZM109 212H110V211H109ZM119 212H120V211H119ZM147 212H148V210H147ZM149 212H150V211H149ZM88 213H89V212H88ZM103 213H102V216L104 215ZM105 213H106V212H105ZM110 213H112V211H111ZM121 213H122V212H121ZM144 213H146V212H144ZM155 213H156V212H155ZM157 213H158V212H157ZM212 213H214V212H212ZM89 214H90V213H89ZM95 214H96V212H95ZM95 214H94V215H95ZM98 214H99V213H98ZM98 214H96V216H99ZM112 214H116V213H112ZM146 214H147V213H146ZM158 214L160 215V213H158ZM208 214H209V213H208ZM86 215H88V214L85 213L84 216H86ZM122 215H123V214H122ZM126 215H127V214H126ZM135 215H136V214H135ZM140 215H141V214H140ZM187 215H188V214H187ZM206 215H207V213H206ZM106 216L109 217L107 214H106ZM116 216H117V214H116ZM118 216L120 217L121 214H119ZM118 216H117V217H118ZM133 216H134V215H133ZM136 216H137V215H136ZM144 216H145V214H144ZM160 216H161V215H160ZM185 216H186V215H185ZM188 216H189V215H188ZM210 216H208V217H210ZM82 217H83V216H82ZM82 217H81V218H82ZM89 217H90V216H89ZM107 217H106V218H107ZM119 217H118L117 219H119ZM124 217H125V214H124ZM126 217H127V216H126ZM126 217H125V218H126ZM139 217H140V216H139ZM156 217H157V216H156ZM199 217H200V216H199ZM199 217H198V218H199ZM203 217H204V216H203ZM86 218H87V216H86ZM100 218H101V217H100ZM109 218H110V217H109ZM130 218H131V217H130ZM144 218H145V217H144ZM151 218H152V217H151ZM128 219H129V218H128ZM135 219H136V218H135ZM158 219H159V218H158ZM199 219H200V218H199ZM209 219H210V218H209ZM98 220H99V218H98ZM111 220H112V218H110V221H111ZM114 220H115V222H114V221H111V222H109L108 224L111 223V224L113 225L112 222L116 223V221H118V220H116L115 218H114ZM133 220H134V219H133ZM146 220H147V219H144V221H146ZM149 220H150V219H149ZM169 220H170V219H169ZM203 220H204V219H203ZM207 220H208V218L206 219V221H207ZM100 221H101V219H100ZM102 221H103V219H102ZM105 221H107V219H106ZM108 221H109V220H108ZM108 221H107V222H108ZM131 221H132V220H131ZM206 221H205V222H206ZM103 222H104V221H103ZM119 222H120V221H119ZM149 222L151 223V221H149ZM201 222H202V218H201ZM82 223H83V222H82ZM133 223H134V221H133ZM137 223H138V222H137ZM147 223H148V222H147ZM147 223H145V224H147ZM153 223H154V222H153ZM98 224H99V223H98ZM116 224H117V223H116ZM208 224H209V222H208ZM102 225H103V224H102ZM105 225H106V224H105ZM112 225H110V226L112 227ZM114 225H115V224H114ZM140 225H142V224H140ZM140 225H137V226H140ZM147 225H148V224H147ZM117 226H118V225H117ZM119 226H120V225H119ZM205 226H206V224H205ZM105 227L107 228V226H105ZM140 227H141V226H140ZM142 227H144V226L142 225ZM99 228H100V227H99ZM99 228H98V229H99ZM115 228H116V227H115ZM117 228H118V227H117ZM131 228H132V227H131ZM134 228H136V227H134ZM103 229H104V228H103ZM103 229H102V230H103ZM107 229H110V228H107ZM113 229H114V228H113ZM113 229L111 228V230H113ZM127 229H129V228H127ZM137 229H138V228H137ZM137 229H136V230H137ZM148 229H149V228H148ZM151 229H153V228H151ZM117 230H118V229H117ZM122 230H123V229H122ZM142 230H143V229H142ZM207 230H208V229H207ZM109 231H110V230H109ZM113 231H114V230H113ZM125 231L128 232V230H125ZM125 231H124V232H125ZM144 231H145V230H144ZM151 231H152V230H151ZM202 231H203V230H202ZM261 231H262V230H261ZM261 231H260V232H261ZM263 231H264V230H263ZM114 232H116V230H115ZM117 232H118V231H117ZM117 232H116V234H117ZM119 232H120V230H119ZM119 232H118V233H119ZM157 232H158V231H157ZM199 232H200V231H199ZM260 232H258L259 235L261 234ZM102 233H104V232H102ZM102 233H100V234L102 235ZM112 233H113V232H112ZM121 233H122V232H121ZM128 233H129V232H128ZM258 233H257V235H258ZM262 233H263V232H262ZM109 234H110V232H109ZM109 234H108V235H109ZM116 234H115V235H116ZM133 234H134V233H133ZM133 234H130V233H129V235H132V236H129L128 238L131 239L130 237H132V238L134 239V238H135V235H134V237H133ZM147 234H148V233H147ZM101 235H100V236H101ZM119 235L121 236L120 233H119ZM125 235H126V234H125ZM205 235H206V234H205ZM259 235L256 236V237H255V235H254V236H252V238H253V237H255V238L259 237V238H260V236H261L262 234H261L260 236H259ZM120 236H119V237H120ZM126 236H128V235H126ZM147 236H148V235H147ZM262 236H263V235H262ZM107 237H109V236H107ZM113 237H114V233H113ZM119 237H118V238H119ZM111 238H112V237H111ZM125 238H126V237H125ZM149 238H150V237H149ZM85 239H86V238H85ZM113 239H117V237H116V238H113ZM119 239H120V238H119ZM129 239H127V241H128ZM200 239H201V238H200ZM253 239H254V238H253ZM262 239H263V238H262ZM96 240H97V239H96ZM103 240H104V238H103ZM117 240H118V239H117ZM135 240H136V238H135ZM135 240H134V243H133L134 245H133V244H132L133 246L131 245L132 247H131V246H127V247L129 248V253H128V254H130L131 256H132V254L135 253V251H136V249H135V251L130 250L131 248H133V250H134V246H135V244L137 243V242H135ZM139 240H140V239H139ZM255 240H256V239H255ZM255 240H254V241H255ZM104 241H105V240H104ZM109 241H110V240H109ZM115 241H116V240H115ZM120 241H121V239H120ZM129 241H130V240H129ZM132 242H133V241L131 240V243H132ZM139 242H141V241H139ZM139 242H138V243H139ZM248 242H249V240H248ZM248 242H247V243H248ZM256 242H257V241H256ZM263 242H264V241H263ZM85 243H86V242H85ZM103 243H105V242H103ZM113 243H115V242H113ZM120 243H123V242L121 241ZM126 243L128 244V242H126ZM142 243H143V241H142ZM107 244H109V243H107ZM123 244H124V243H123ZM127 244H126V245H127ZM140 244H141V243H140ZM109 245H111V244H109ZM116 245H117V246H120V245L117 244V242H116ZM129 245H130V244H129ZM137 245H138V244H137ZM194 245H195V244H194ZM208 245H209V244H208ZM255 245H256V244H255ZM258 245H259V244H258ZM263 245H264V244H263ZM85 246H87V245H85ZM114 246H115V244H114ZM143 246H144V245H143ZM145 246H146V245H145ZM147 246H148V244H147ZM147 246H146V247H147ZM196 246H197V245H196ZM210 246H209V247H210ZM233 246H234V245H233ZM233 246H232V247H233ZM239 246H241L240 243H239ZM111 247H113V245H111ZM130 247H131V248H130ZM136 247H137V246H136ZM136 247H135V248H136ZM256 247H257V246H256ZM261 247H262V246H261ZM114 248H118V247L115 246ZM114 248H112V249H114ZM128 248H126V246H125V250L128 249ZM212 248H213V250H212ZM248 248H249V247H248ZM101 249H102V248H101ZM105 249H107V247L104 248L103 250H105ZM109 249H110V248H109ZM112 249H111V251H112L111 253H112V254H115V253L118 251V250H117V251H114V250H112ZM118 249H119V251L121 250L120 247H119ZM215 249H216V250H215ZM115 250H116V249H115ZM140 250H141V249H140ZM208 250H207V248H206V250H204V252L206 251L207 253H209ZM231 250H232V252H234L233 249H231ZM94 251H95V250H94ZM99 251H100V250H99ZM101 251H102V250H101ZM109 251H110V250H109ZM113 251H114V252H113ZM119 251H118V252H119ZM130 251L133 252V253L131 254ZM118 252H117V253H118ZM120 252L123 253V251H120ZM124 252H125V251H124ZM127 252H128V251H127ZM136 252H137V251H136ZM99 253H100V252H99ZM101 253H102V252H101ZM117 253H116V254H117ZM144 253H145V252H144ZM202 253H203V252H202ZM103 254H104V251H103ZM103 254H102V255H103ZM109 254H110V253H108V255H109ZM116 254H115V255H116ZM135 254H137V253H135ZM145 254H147V253H145ZM234 254H235V253H234ZM97 255H99V254L97 253ZM106 255H107V253H106ZM110 255H111V254H110ZM110 255H109V256H110ZM115 255H113L112 257H114ZM118 255H119V254H117L116 256H118ZM126 255H127V254H126ZM126 255H125V256H126ZM259 255H260V254H259ZM261 255H263V254H261ZM261 255H260V258H262ZM100 256H101V255H100ZM125 256H124V254H123V257H125ZM145 256H146V255H145ZM218 256H220V255H218ZM251 256H252V255H251ZM254 256H256V255H254ZM102 257H103V256H102ZM128 257L131 258V259L133 260V258L130 257L129 255H128L125 259H127ZM133 257H134V260H136L135 262L138 263V258H137V257H140V256H135V255H133ZM168 257H169V256H168ZM177 257H178V256H177ZM233 257H234V256H233ZM237 257H238V256H237ZM257 257H259V256H257ZM117 258H118V257H117ZM119 258H121V257H119ZM119 258H118V259H119ZM129 258H128V259H129ZM135 258H137V259H135ZM174 258H175V256H174ZM174 258H173V259H174ZM178 258H179V257H178ZM85 259H86V258H85ZM105 259H107V257H106ZM105 259H104V260H105ZM108 259H109V258H108ZM108 259H107V260H108ZM131 259H130V262L132 261ZM145 259H146V258H145ZM173 259H172V261H173ZM176 259H177V258H176ZM179 259H180V258H179ZM179 259H178V260H179ZM233 259H234V258H233ZM252 259H253V258H252ZM263 259H264V258H263ZM263 259H260V260L262 261ZM101 260H102V259H101ZM111 260H113V259H111ZM119 260H120V259H119ZM134 260L132 261V263L136 264V263L134 262ZM96 261H97V260H96ZM145 261H146V260H145ZM147 261H148V260H147ZM170 261H171V260H170ZM174 261L176 262L175 259H174ZM83 262H84V261H83ZM112 262H113V261H112ZM139 262H142V261L139 260ZM229 262H230V261H229ZM234 262H235V261H234ZM241 262H242V261H241ZM102 263H103V261H102ZM102 263H101V264H102ZM132 263H131V264H132ZM148 263H150V262H148ZM148 263H147V264H148ZM168 263H170V262L168 261ZM178 263H179V261H178ZM189 263H190V262H189ZM256 263H257V262H256ZM86 264H87V263H86ZM93 264H94V263H93ZM104 264H107V262L104 263ZM113 264H114V262H113ZM122 264H123V263H122ZM165 264H166V263H165ZM237 264H238V262H237ZM243 264H244V263H243Z\"/></svg>", "mask_w": 264, "mask_h": 264}]
</instances>
